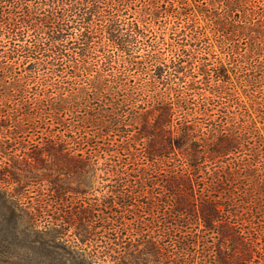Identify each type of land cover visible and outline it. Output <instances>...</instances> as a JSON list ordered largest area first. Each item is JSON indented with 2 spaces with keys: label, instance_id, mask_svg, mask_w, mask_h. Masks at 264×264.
Returning a JSON list of instances; mask_svg holds the SVG:
<instances>
[{
  "label": "trees",
  "instance_id": "16d2710c",
  "mask_svg": "<svg viewBox=\"0 0 264 264\" xmlns=\"http://www.w3.org/2000/svg\"><path fill=\"white\" fill-rule=\"evenodd\" d=\"M200 3L204 24L187 0H0V247L14 237L51 264H264V0ZM80 174L117 195L73 186ZM113 202L132 226L121 243Z\"/></svg>",
  "mask_w": 264,
  "mask_h": 264
},
{
  "label": "rangeland",
  "instance_id": "374dc122",
  "mask_svg": "<svg viewBox=\"0 0 264 264\" xmlns=\"http://www.w3.org/2000/svg\"><path fill=\"white\" fill-rule=\"evenodd\" d=\"M200 1H202V0H187V3H188V5L190 7H193L194 13L196 14V17L198 18L199 22L201 24H204V23H202L203 22V18H202L203 16L201 15V8L198 6V5L201 4ZM209 32H211V31H209ZM208 35H209L210 41L212 42V45H213L212 46V52L216 53L218 59H219V57H223L222 53H220V50L218 48V45H217L218 43L215 41V39H213L211 37L212 36V32L209 33ZM225 58H226V56H225ZM26 135L27 136L25 138L27 140H29L30 142H33V140L36 139V135H33V133H29V134H26ZM86 139H89V138H86ZM84 141H85V139L81 140V144H85ZM24 142H26V141H24ZM28 145L29 144H27L26 146H28ZM82 150L84 152L86 150V147H84ZM122 151H126V150H122ZM119 152L120 151H118V150H113V151H109V152L105 151L102 154V156H103V159L107 158L108 156H110L111 158H114V159H116L114 156H117V159H121V158L124 157L123 154H126V153H123V152L119 153ZM101 162H102V160L100 161V163ZM100 163H99V165H100ZM110 163H112V161H110ZM114 163H116V162H114ZM114 163H112V164H114ZM123 163H124L123 170L120 171L118 169L119 170V174H117V172L115 171V176L117 175L118 177H120L124 170L127 171V172L131 171V170H129V167H128L129 164H127L129 162L124 161ZM150 163H151V161L145 162V164L143 166H145V168H146V167H148L150 165ZM98 176L99 175L97 174V178L96 179L93 178V181H91L90 183H87L86 178L83 176V174H80V175H78V177H76L73 180L71 178V183H72L73 186H76V187L80 188L81 186H83L81 184H84V182H86V184H88V186L90 185V189H88V193H92V195H94V197L100 198L101 200H104V201H105V199H108L107 198L108 196L115 197L117 195V192L111 193V191H109L110 190L109 186L111 184H113V180H109V179L100 180V178ZM152 182H156L155 179L152 180ZM156 183H158V182H156ZM78 184H80V185L78 186ZM146 184H148V183H146ZM148 188L151 189L150 190L152 192L151 196L156 195L155 192L157 190H155V185H152L151 188L150 187H148ZM85 193H87V192H85ZM28 195L29 194H25L26 198L28 197ZM87 195H91V194H87ZM87 195H82V196H86L87 197ZM142 200L143 199L141 197L140 198L138 197L136 199L137 203H140V204H141ZM24 201H27V199H24ZM115 201L118 203V199H115ZM116 202L112 203V206L115 204L114 208L111 207V209H109L108 211H109V216H112V215L116 216V215H118L120 213L123 214V216L121 214V219L118 220L119 222L115 221L116 219H114V221L110 220V222L113 223L116 226L115 227V229H116L115 230V232H116L115 235H117V240H116L117 242L116 243H121L124 240V238H125L124 234L125 233L127 234L128 232H130L132 226H131V221H129V218H128L129 217V213H126V211L123 210L122 206L120 207L118 205L119 203L116 204ZM131 208H133V206H131ZM133 210H136V209L133 208ZM155 210H156L155 207H151L145 213H140L142 215V217H140L139 220L142 221V224H141V228L142 229H146L147 228V230H148L149 227L150 228L153 227V224H151L150 221H151L152 218L155 217V216H153L156 213ZM103 215H105V214H103ZM107 222H108V219H107V217H105L104 218V223H102V224H105ZM142 229H138V231L140 230L139 232H144V230H142ZM98 230H100V227L95 228L94 231H98ZM122 230H124L125 233H123ZM104 231L106 232L107 230L104 229ZM2 234H3L4 238H6V236H7L6 232H3ZM16 239L20 240L17 236H16ZM100 240H102V239H98L96 244H99ZM96 244L94 243L92 246H94ZM122 244H124V242ZM113 245H114L113 247L115 249L116 248L119 249L118 245H115L114 243H113ZM141 247H142V245L139 246L138 248H141ZM0 250L7 251V252L4 253V255H0V260L2 261L1 264H51V262H52V259H48V260H45L43 263H36V262H38L37 260H39V259H37V256L33 253V249L29 248L28 245L27 246H16L14 237H12V241H6L5 243H2V246L0 247ZM134 252H136V251H134ZM96 254L98 255V253H96ZM111 254H113V253L111 252ZM99 255H101L100 252H99ZM102 258H104V257H102ZM109 261H110V258H108V260L106 262H109ZM53 262H54L53 264H60L62 261H60V259L59 260L53 259ZM65 264H70V263L68 261H66Z\"/></svg>",
  "mask_w": 264,
  "mask_h": 264
}]
</instances>
